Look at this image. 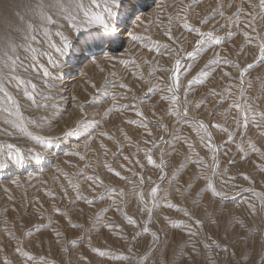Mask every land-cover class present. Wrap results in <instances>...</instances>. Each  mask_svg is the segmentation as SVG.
I'll return each instance as SVG.
<instances>
[{
  "label": "rangeland",
  "instance_id": "374dc122",
  "mask_svg": "<svg viewBox=\"0 0 264 264\" xmlns=\"http://www.w3.org/2000/svg\"><path fill=\"white\" fill-rule=\"evenodd\" d=\"M24 2L0 0V35L9 25L20 28L27 22L12 14ZM132 2L137 5L138 0ZM258 3L183 0L188 23L220 38L218 44L206 40L192 57L187 52L193 51L196 36L176 16L181 0L139 5L137 12L141 8L144 14L136 12L116 45L80 57L69 90L62 82L72 73L60 71L76 51L61 56L46 42L33 45L51 52L58 67L46 57L35 65L25 60L18 75L37 85L36 101L48 107L30 109V101L21 99L22 88L15 83L6 87L20 101L26 120L49 117V122L39 121L41 134L57 136L60 148L39 145L4 123L6 114L0 113V161L8 164L0 167V264H189L185 253L191 252L192 241L201 253L193 257L198 264L210 259L252 264L264 234V60L256 59L257 45L264 40V11ZM160 4L163 10L150 16ZM138 17L143 23L136 26ZM55 31L53 27L50 39L59 46ZM128 32L140 38L133 41ZM77 52L76 59L82 55ZM105 54L117 59L109 61ZM177 58L181 72L173 81ZM42 66L50 77L43 76ZM80 104L100 126L90 134L81 129L83 138L59 137L61 128L79 119ZM29 131L40 129L29 126ZM9 143L21 149L23 165L6 160ZM73 149L79 155L65 156ZM37 153L39 163L33 159ZM209 180L223 196L212 195ZM153 187L154 197L149 195ZM189 230L198 234L190 236Z\"/></svg>",
  "mask_w": 264,
  "mask_h": 264
},
{
  "label": "snow or ice",
  "instance_id": "6c2138e0",
  "mask_svg": "<svg viewBox=\"0 0 264 264\" xmlns=\"http://www.w3.org/2000/svg\"><path fill=\"white\" fill-rule=\"evenodd\" d=\"M182 6L176 10V16L183 21V28L188 29L190 32L194 33L196 36L195 46L193 51L187 52L188 57L195 55L196 48L202 47L207 41L213 43H220V38L215 37L211 31H202L200 27L191 25L188 23L187 11L188 5H183V0H181ZM164 5H157L153 13L149 15H154L155 13L162 11ZM250 7L256 8L257 5L251 4ZM258 7L261 11H264V0H259ZM16 10L12 13L20 21H24L27 18V22L23 24V27L14 28L9 25L8 30L0 35V113L6 114L4 116V123H10L16 128H19L26 136L31 140L38 142L41 146H47L48 149L52 147L60 148V144L57 142L58 137L50 133L41 134L43 131V124L39 121L49 122L48 116L38 115L36 117L25 118L22 113V105L19 100L14 98L11 92L8 91L7 85L15 83L17 89H23V95L21 99H26L30 101L29 108H46L48 105L38 104L36 101L37 85L33 83L30 79H25L18 75L20 68L24 67V61L28 60L31 64L35 65L41 57H46L48 64L53 68L58 67V64L53 60L51 52L43 51L34 47V44L38 43H48L50 49H54L56 53L61 56L66 55L70 50L73 51H91L92 49H100L105 44L115 45L122 35V31L126 29L127 24L136 16L137 6L132 2V0H25L21 5L15 6ZM22 9V11H21ZM239 12V9H238ZM237 12V14H238ZM221 16H224L223 12H220ZM246 15H253L254 13H246ZM171 19V17L169 18ZM143 23V18L138 17L136 20V26ZM205 20H201L200 24H204ZM53 27L56 28L55 36L59 38V46L53 43L50 39L53 34ZM166 36H170V32H165ZM247 36V33H245ZM42 36L43 39H38ZM128 36L131 40L135 41L139 39L134 32H129ZM259 49V56L256 57L257 60H264V40L257 45ZM22 53L26 55L22 56ZM105 59L111 61L116 60L117 57L105 54ZM96 63L95 60L92 61ZM121 63H127V61L121 60ZM189 67H191L189 65ZM248 68L253 67L252 64L247 66ZM26 70V69H25ZM187 71V69H184ZM43 76L45 78L50 77L51 73L47 67L42 66ZM173 81H177L179 78V73L181 72V61L179 58L175 60L172 68ZM227 74V73H226ZM241 76H243V71H241ZM192 81H189L191 83ZM46 87L48 86V80L44 81ZM178 87V85H176ZM95 87V85H93ZM120 87H126V85L121 84ZM152 89H149L151 91ZM169 91L172 88L169 87ZM108 93L106 92L105 95ZM42 99H49V96H42ZM168 97H164L167 99ZM172 101L175 102L176 96L171 97ZM237 109L241 108L239 103L234 104ZM58 107V106H53ZM80 112L79 119L75 120L70 126H65L61 128L59 132V137H73L80 136L81 129L84 133L90 134V132L95 131L96 127L100 126V122L92 119L89 120V115L85 112V105L80 104L77 106ZM134 107V105H133ZM110 111V109H109ZM186 114V110H185ZM137 115H142V113L137 112ZM245 124H247L248 116L247 111L244 113ZM131 123V121H130ZM29 126L34 129H40V132L29 131ZM203 127V125H201ZM99 135H106L104 132H100ZM9 151L6 156V160L17 164L23 165L25 163V156L21 154V149L15 145L9 143L7 145ZM208 147L211 149L212 145L209 144ZM15 154H13V150ZM31 151V150H30ZM79 153L73 149L70 152H66L65 156H77ZM83 159V157H81ZM33 159L37 163L42 159V157L37 153ZM148 162L153 163L151 155L147 157ZM67 163V161H63ZM6 162L0 161V167H7ZM109 171L113 169L109 168ZM115 175L120 176L119 172ZM89 180L93 177H88ZM98 179V178H96ZM13 183H16L13 181ZM102 186V182H101ZM208 190L211 191L213 196H223L224 194L218 192L211 180L207 183ZM157 193V188L153 187L149 193L150 196L154 197ZM104 193L99 194L98 198H103ZM140 198L143 201V194H140ZM88 203H93L94 201H87ZM168 207H173L169 204ZM253 207L254 210V206ZM59 213V209H56ZM185 216L191 218L188 211L184 212ZM130 224H135V221L129 219ZM197 225H201V220H196ZM218 226V221H213ZM236 223L243 227V222L237 220ZM73 227H80V225H73ZM145 233L149 232V228L145 226L143 228ZM190 236H195L198 233L189 230ZM59 235V233H57ZM155 233L153 236L155 237ZM247 243L245 237H241ZM75 243V241H73ZM215 243V242H214ZM191 252L185 253L189 264H198L197 261L193 260L194 256H200L201 253L199 249L195 247V242H190ZM220 247L219 244L216 245ZM225 246V250H226ZM17 252H21L22 249L17 246ZM93 251H99V249H93ZM105 253L100 252V255ZM249 255L252 254V250H249ZM23 255L28 256L29 260L33 259L28 252H23ZM44 260V257H40ZM47 264V262H45ZM71 264V261L68 262ZM209 264H215L211 259ZM252 264H264V234L261 235L260 248L257 250L256 259L253 260Z\"/></svg>",
  "mask_w": 264,
  "mask_h": 264
},
{
  "label": "bare ground",
  "instance_id": "6f19581e",
  "mask_svg": "<svg viewBox=\"0 0 264 264\" xmlns=\"http://www.w3.org/2000/svg\"><path fill=\"white\" fill-rule=\"evenodd\" d=\"M149 1H151V0H138V3H137V5L136 6H141V5H145V4H147ZM143 12V13H142ZM144 12L145 11H143L141 8L138 10V12H137V15L138 14H144ZM130 30V29H129ZM124 31V30H123ZM129 33V32H128ZM125 37V35L124 36H122V38H124ZM126 37H128V34L126 33ZM119 43H121V42H119ZM118 43V44H119ZM116 45V44H115ZM110 46H114V45H108V44H105V46H104V48H107V47H110ZM96 50L97 49H92L91 51H83L82 52V55L81 56H79L78 57V59H76L75 57L77 56V51H76V55H75V57L71 60V61H68V63H67V67L65 68V69H63V70H59L60 71V73H61V75L62 74H64L65 72V75L67 74V73H72V74H68V76L66 75V76H64V77H66V78H64V80H63V82H62V84H68L67 86L65 85V87L64 88H66L67 90H69V88L71 89V87H69L70 86V82H72L73 80H76V78H75V71L76 70H78V69H76L75 70V68L77 67V65H79V63H81V61H82V59H85V58H88L90 55H91V53H93L92 55H96ZM80 57L82 58L81 60H80ZM92 57V56H91ZM79 60V61H78ZM69 71V72H68ZM74 72V73H73ZM61 84V83H60ZM65 92V91H64Z\"/></svg>",
  "mask_w": 264,
  "mask_h": 264
}]
</instances>
